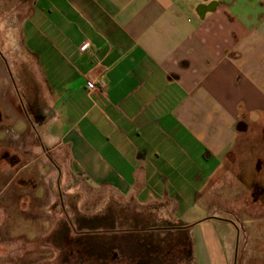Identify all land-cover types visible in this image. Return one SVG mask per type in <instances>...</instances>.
Listing matches in <instances>:
<instances>
[{"label":"crops","instance_id":"0c3cea01","mask_svg":"<svg viewBox=\"0 0 264 264\" xmlns=\"http://www.w3.org/2000/svg\"><path fill=\"white\" fill-rule=\"evenodd\" d=\"M12 2L13 77L30 118L17 108L14 83L6 97L28 122L24 134L41 130L52 198L41 213L61 219L66 238L67 218L140 230L118 246L142 260L135 264H234L229 221L210 216L229 207L219 191L231 184L222 176L235 146L264 133V0ZM88 80L102 90L90 92ZM90 199L92 211H79ZM166 244L173 252L161 262L153 251Z\"/></svg>","mask_w":264,"mask_h":264},{"label":"rangeland","instance_id":"374dc122","mask_svg":"<svg viewBox=\"0 0 264 264\" xmlns=\"http://www.w3.org/2000/svg\"><path fill=\"white\" fill-rule=\"evenodd\" d=\"M18 26L12 0H0V52L5 56V61L0 60V264H99L98 259L102 258L116 260L118 257L113 253L108 257L103 255L109 250L108 246L100 249L99 254H93L95 241L83 239L85 235L82 236L85 242L81 241L86 249L84 255L69 261L60 248V236L65 235L66 224L58 218H46L41 213L44 209L37 207L52 203L51 193L44 187L45 181H51V167L37 146L41 130L34 128V133L24 134L28 122L19 116L18 110H13L6 97L7 90L13 91L12 83L16 102H19L18 95L22 98L24 92L19 80L13 77V55L20 52ZM26 96L29 98L28 94ZM17 108L21 109L20 105ZM234 150L236 153L231 156L222 176L231 184L219 191V195L228 199L229 207L215 210L210 218L229 221L234 264H264V133L253 141L237 143ZM258 152L263 157L261 170L256 173L252 165L257 162ZM20 156L24 158L19 161ZM15 162L20 164L14 166ZM28 163L31 165L21 171ZM38 174L41 181L33 190L34 183L30 181H35ZM23 183L24 188L19 189ZM254 183L257 184L254 186ZM86 203L87 208L81 201L78 210L92 211L93 200ZM67 219L80 232L104 230L95 226L93 218ZM178 219L193 223L197 218L179 215ZM216 226L220 225L216 223Z\"/></svg>","mask_w":264,"mask_h":264},{"label":"trees","instance_id":"16d2710c","mask_svg":"<svg viewBox=\"0 0 264 264\" xmlns=\"http://www.w3.org/2000/svg\"><path fill=\"white\" fill-rule=\"evenodd\" d=\"M69 224V236L68 238L64 237L61 239V245L60 247H62V252L65 253L68 256V260L71 261L72 258L74 257H82L84 255V251L85 246H83L81 244L85 242L83 241V239H89L93 236H101L99 238H97L100 242V249L104 248L105 246L109 247V250L104 251L103 255H108L113 253L114 255H117V259L116 260H111V258H102V259H98V263L99 264H135L137 262H140L142 260L137 259L136 261L132 260V258L125 256L124 253H120L118 254L121 249L119 248V244H125L127 241V236L125 234H132V233H138L140 232V230L138 231H133V230H101V231H94V232H83V231H78L76 230V228H74L72 226L71 221L68 222ZM179 228H157L154 229L156 231H172V230H177ZM85 235H87L85 237ZM106 235H113V238H108ZM122 235V236H121ZM82 236H84L85 238L82 239ZM107 237V238H106ZM161 240L165 241L164 239H158L157 242H162ZM110 241H111V246H110ZM152 241V240H151ZM168 244L173 245L170 241H168ZM166 244L165 247L161 250V245H158V247L153 251V253H155L153 257H155L157 260L159 259L161 262L165 261L168 262L169 261V257L171 256L172 252H173V247ZM119 246V247H118ZM124 248H122L121 252H124ZM107 256V257H108ZM145 259H147L146 256H144Z\"/></svg>","mask_w":264,"mask_h":264},{"label":"flooded vegetation","instance_id":"af4514ba","mask_svg":"<svg viewBox=\"0 0 264 264\" xmlns=\"http://www.w3.org/2000/svg\"><path fill=\"white\" fill-rule=\"evenodd\" d=\"M0 56H2V58L4 59V55L0 52ZM18 98H19V104H20V107H21V111L24 113V115H26L28 118H30V112L28 110V105H27V101H24L23 100V97L21 98L20 95H18ZM31 120V119H30ZM31 127L33 128L34 125L31 124ZM260 185V184H259ZM62 201V204H63V200ZM64 206V205H63Z\"/></svg>","mask_w":264,"mask_h":264},{"label":"built area","instance_id":"2783aa9c","mask_svg":"<svg viewBox=\"0 0 264 264\" xmlns=\"http://www.w3.org/2000/svg\"><path fill=\"white\" fill-rule=\"evenodd\" d=\"M87 88L90 92H95V91H101L102 88L98 87L96 82L94 80H88L87 81ZM104 92L105 89L103 88Z\"/></svg>","mask_w":264,"mask_h":264},{"label":"water","instance_id":"95a60500","mask_svg":"<svg viewBox=\"0 0 264 264\" xmlns=\"http://www.w3.org/2000/svg\"><path fill=\"white\" fill-rule=\"evenodd\" d=\"M247 125L244 122H241L238 126V131L239 132H243L244 130H246Z\"/></svg>","mask_w":264,"mask_h":264}]
</instances>
